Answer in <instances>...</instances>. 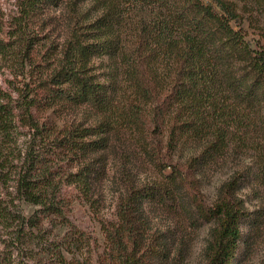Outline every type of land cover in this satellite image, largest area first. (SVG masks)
<instances>
[{"label": "trees", "instance_id": "1", "mask_svg": "<svg viewBox=\"0 0 264 264\" xmlns=\"http://www.w3.org/2000/svg\"><path fill=\"white\" fill-rule=\"evenodd\" d=\"M63 1L19 0L11 37L0 38V61L11 57L33 68L18 99L0 88V264H13V253L38 246L59 262L63 252L91 256L90 236L65 215L62 188L74 187L91 201L105 174L103 155L120 132L129 133L160 178L141 181L122 173L117 220L100 227L104 249L96 264H183L185 249L175 248L166 232L149 233L144 216L148 206L169 203L186 206L191 226L212 225L205 264H237L243 228L258 217L236 196L240 175L222 184L211 205L200 193L199 175L230 143L244 142L240 136L254 118L263 119L264 45L253 48L246 32L234 28L243 16L227 0H213L215 6L95 0L97 18L70 29L57 59L37 63L39 36L30 26ZM252 1L248 18L264 40V0ZM102 58L107 63L96 67L93 60ZM63 105L85 106L96 120L63 129L41 120ZM21 127L29 130L25 142L19 141ZM198 143V153L178 159ZM65 159L77 169H63ZM22 207L36 211L27 216ZM46 220L66 228L60 241H44Z\"/></svg>", "mask_w": 264, "mask_h": 264}, {"label": "rangeland", "instance_id": "2", "mask_svg": "<svg viewBox=\"0 0 264 264\" xmlns=\"http://www.w3.org/2000/svg\"><path fill=\"white\" fill-rule=\"evenodd\" d=\"M215 6L213 0H203ZM237 6V10L243 16L242 22L233 23L235 29L242 28L246 32V40L253 48L259 49L264 45L259 27L250 23L248 18L254 13L252 0H227ZM95 0H64L59 7H50L36 22L31 24L35 28L38 37L35 48L34 59L37 63H45V60L53 62L59 57L60 49L68 38L70 29L81 23L90 24L98 16V7L93 8ZM19 13V0H0V38L11 37L13 19ZM250 17V16H249ZM35 25V26H34ZM13 58L8 57L0 61V88L11 94L13 99H18L20 93L24 92L31 82L33 68L29 63L20 66L13 62ZM106 58L94 59L96 67L104 66ZM104 71V70H101ZM100 71V72H101ZM34 115V114H33ZM42 121L54 124L58 129L68 126L82 124L89 126L93 124L96 117L91 110L85 106L63 105L55 107L41 114ZM258 119V120H257ZM248 130L240 138L244 142H232L221 155L213 156L204 170L199 175L201 178L200 193L206 204L211 205L219 195V188L228 182L232 176L240 175V184L236 191V196L240 197L250 212H254L252 218H257L256 223L250 222L244 228V239L246 240L240 247L237 264H264V173L261 170L264 166V111L263 119L254 118ZM27 127L20 128L19 141L25 142L29 139ZM127 132H120L112 136V144L103 155L105 164V174L97 183L96 192L91 201H86L74 187L65 186L62 188L64 197L67 198L68 207L66 216L79 229L90 236L92 241L91 256L87 253H66L65 261H58L50 249L41 246L32 248L31 252L22 251L12 254L13 264H96V259L104 249L103 235L101 232L102 223L114 222L117 220V206L120 198L122 173L133 172L137 174L141 181L157 180L160 178L157 171L151 165L144 163V158L138 152L137 147H133V139ZM185 148L183 158H178L184 162V157L196 149L199 152L201 147ZM62 163L63 169L75 171L76 162L65 159ZM169 171V168L166 172ZM179 207V209H178ZM166 206L151 205L146 208L145 217L148 218L151 229L149 233L159 230L165 233L164 236L170 241L185 249V260L183 264H205V249L209 241L212 228L211 224L191 226L187 217L186 206ZM34 207H22L25 215L30 216L35 213ZM43 229H47L45 242H58L65 233L66 228L54 225L50 221H45ZM155 233V232H154ZM3 240V238H1ZM45 246V245H44ZM43 247V246H42ZM2 246L0 244V250Z\"/></svg>", "mask_w": 264, "mask_h": 264}]
</instances>
